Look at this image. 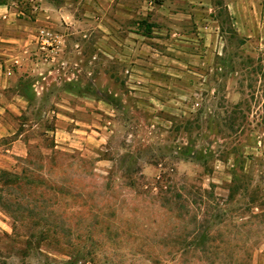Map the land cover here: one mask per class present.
<instances>
[{
  "label": "rangeland",
  "instance_id": "1",
  "mask_svg": "<svg viewBox=\"0 0 264 264\" xmlns=\"http://www.w3.org/2000/svg\"><path fill=\"white\" fill-rule=\"evenodd\" d=\"M202 1L219 28L168 17L153 54L122 57L139 17L107 38L94 0H0V169L29 154L47 179L0 183V264H69L61 218L59 240L99 264H264V43L235 32L225 0ZM56 180L85 193L82 219Z\"/></svg>",
  "mask_w": 264,
  "mask_h": 264
},
{
  "label": "crops",
  "instance_id": "2",
  "mask_svg": "<svg viewBox=\"0 0 264 264\" xmlns=\"http://www.w3.org/2000/svg\"><path fill=\"white\" fill-rule=\"evenodd\" d=\"M94 9L100 14V21L97 26H100L103 37H112L108 35L113 27L123 29L124 24L115 20L116 16H122L127 20V23L132 19L139 17V19H145L147 23L151 24V29H155V22L158 23L159 29H167L168 26H174L168 23L166 18L172 17L175 19L190 16V12L195 13L194 22L198 24L201 29L210 30L214 26L219 28L218 20L211 18H203V14H206V7H202V0H181L182 6L188 8L178 9L170 6V2L176 4L178 1L163 0L161 4L156 6L153 4V0H94ZM189 2V3H188ZM116 4V5H115ZM185 4V5H184ZM225 6L231 19V25L235 32L246 39V42L251 41L264 43V2L262 0H225ZM87 8V6H85ZM173 9V10H172ZM58 13L65 18L67 22L71 23L70 19L73 17L71 9L66 7H58ZM157 12V13H155ZM96 14V13H95ZM134 24V21L130 22ZM130 24V25H131ZM129 25V24H128ZM127 26L125 29L126 34L120 35L117 42L123 44L127 43L126 49H119V53L132 54V56H139L143 49L150 54L155 51L154 46L147 40H157L158 42H165V39L161 35H152L156 31L152 30L149 35H143L137 32V29L133 26ZM137 25V21H136ZM176 25V24H175ZM215 29L212 34L209 31L203 33L205 36H215ZM108 33V34H107ZM174 34H176L174 32ZM178 34V33H177ZM86 35V34H85ZM181 36L189 37L188 34H182ZM210 38V37H209ZM122 40V41H121ZM124 57V55L122 56ZM22 104L28 106L27 99L21 94Z\"/></svg>",
  "mask_w": 264,
  "mask_h": 264
},
{
  "label": "trees",
  "instance_id": "3",
  "mask_svg": "<svg viewBox=\"0 0 264 264\" xmlns=\"http://www.w3.org/2000/svg\"><path fill=\"white\" fill-rule=\"evenodd\" d=\"M137 32H140L143 35H149L151 32V24L147 23L145 19H141L137 21ZM28 101V106H31L33 104L35 95L34 93L29 94L27 91H22L21 93ZM51 130H54V126L51 128ZM36 162H39L37 160H33L31 155H27L25 158V169L21 170L20 173L17 172H12L6 169H0V183L1 184H10L12 186H18L20 185L21 182H24L25 184L28 185H36L40 186L44 184L47 179L46 177L38 174L34 168H31L33 164H36ZM41 163V162H40ZM47 164V163H46ZM44 165V164H40ZM58 166L56 165V169ZM165 175H159L158 178L156 179V185L158 184L161 186V182L164 180ZM162 180V181H161ZM0 184V185H1ZM235 190L234 185H230L229 188V196L231 197L233 192ZM88 195V194H87ZM66 196L69 197L70 201L72 202L71 204H75L78 207L79 211V217L80 219L83 218L85 213L87 211H90V204H88L87 198L85 196V193L81 191L78 188H75L74 186L71 185H64V184H59L56 180V201H64ZM64 198V199H63ZM88 206L87 208L83 210V207ZM58 209H56L57 212ZM85 211V213H84ZM59 219V222H56V246L58 247V252L61 254H64L68 257V262L69 264H99L97 260L95 259L96 255L94 251L86 250L84 248H79L74 246V244L71 242L70 239L66 241H60L58 237V232L59 231H65L66 228L64 225V222ZM64 220V219H63ZM43 233V232H41ZM218 253V251H216ZM230 256L232 257L233 254L230 252Z\"/></svg>",
  "mask_w": 264,
  "mask_h": 264
},
{
  "label": "built area",
  "instance_id": "4",
  "mask_svg": "<svg viewBox=\"0 0 264 264\" xmlns=\"http://www.w3.org/2000/svg\"><path fill=\"white\" fill-rule=\"evenodd\" d=\"M45 31L44 30H41V37L39 38L40 39V42L44 45V44H49L50 43V39L47 37V34L48 33H45L46 35H44ZM57 39V37H56Z\"/></svg>",
  "mask_w": 264,
  "mask_h": 264
}]
</instances>
